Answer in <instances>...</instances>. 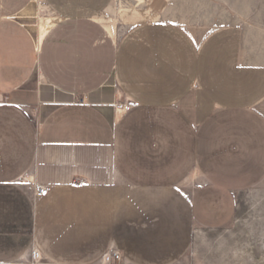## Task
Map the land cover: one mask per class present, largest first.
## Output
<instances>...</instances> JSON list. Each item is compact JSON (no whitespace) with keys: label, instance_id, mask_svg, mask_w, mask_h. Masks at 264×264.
<instances>
[{"label":"crops","instance_id":"1","mask_svg":"<svg viewBox=\"0 0 264 264\" xmlns=\"http://www.w3.org/2000/svg\"><path fill=\"white\" fill-rule=\"evenodd\" d=\"M111 2L0 0V264H176L264 179V67L235 27L196 42L152 5L113 38Z\"/></svg>","mask_w":264,"mask_h":264},{"label":"rangeland","instance_id":"2","mask_svg":"<svg viewBox=\"0 0 264 264\" xmlns=\"http://www.w3.org/2000/svg\"><path fill=\"white\" fill-rule=\"evenodd\" d=\"M152 5L158 7L161 22L174 21L196 42L235 27L240 53L264 67V0H112L106 14L97 20L116 38V26L129 17L130 23L141 20L136 18L138 11ZM51 24L41 28L42 34ZM256 110L264 118V99ZM25 178L16 185L27 181ZM16 264L50 263L32 250ZM176 264H264V179L237 194L235 215L228 225L219 230L195 229L189 251Z\"/></svg>","mask_w":264,"mask_h":264},{"label":"built area","instance_id":"3","mask_svg":"<svg viewBox=\"0 0 264 264\" xmlns=\"http://www.w3.org/2000/svg\"><path fill=\"white\" fill-rule=\"evenodd\" d=\"M23 183V182H22ZM22 183L17 186H21ZM31 184V188L32 191L34 193L35 196L37 197H43L46 195L47 193V189L43 186L40 185H36L34 183H32V181L29 182ZM120 261V255L117 251H111V253L109 255H106L103 260H102V264H113L114 262H119Z\"/></svg>","mask_w":264,"mask_h":264},{"label":"bare ground","instance_id":"4","mask_svg":"<svg viewBox=\"0 0 264 264\" xmlns=\"http://www.w3.org/2000/svg\"><path fill=\"white\" fill-rule=\"evenodd\" d=\"M49 28H50V27H47L46 30L44 31V33H45L46 31H48ZM44 33H43V34H44Z\"/></svg>","mask_w":264,"mask_h":264}]
</instances>
